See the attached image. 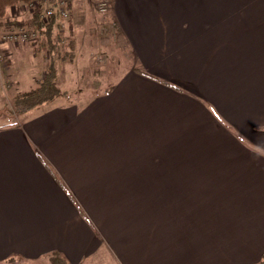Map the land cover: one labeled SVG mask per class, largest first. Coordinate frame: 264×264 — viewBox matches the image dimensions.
I'll return each mask as SVG.
<instances>
[{"label":"crops","instance_id":"1","mask_svg":"<svg viewBox=\"0 0 264 264\" xmlns=\"http://www.w3.org/2000/svg\"><path fill=\"white\" fill-rule=\"evenodd\" d=\"M241 1L253 0H179L171 14L156 7L180 27L147 44L123 20L170 2L115 0L109 16L115 47L120 39L133 53L128 69L113 65L111 47L97 61L84 38L88 15L76 16L70 0L75 58L57 62L69 97L19 122L0 117V264L260 263L264 29L212 23ZM31 14L21 4L8 19ZM3 50L13 88H37L44 51Z\"/></svg>","mask_w":264,"mask_h":264},{"label":"rangeland","instance_id":"2","mask_svg":"<svg viewBox=\"0 0 264 264\" xmlns=\"http://www.w3.org/2000/svg\"><path fill=\"white\" fill-rule=\"evenodd\" d=\"M73 1H75L74 14L76 16H78V14L81 13H86V15H88L87 17L89 20L88 19L87 20L89 22V26L86 29H87V35L88 34L89 35L87 36V38L86 36H84V38L90 40V47L91 45L93 47H97L98 49V52L96 51L97 61L99 60L103 52L108 53V51H106L108 49L107 47H111V49L109 50L110 55L113 56L112 61L115 60L113 65L116 62H119V60H122L123 64L129 66L128 69H130V67H132V65L135 63L130 46L125 44L123 40L120 41L119 39L118 42L119 44H121V46L119 48L115 47L117 38H120V36L117 32L116 26L114 25V23L112 22L109 16V13L113 12L115 0H73ZM160 1H164V0H160ZM168 2L170 3L169 4L162 3L161 5H156V4L149 5L147 7L148 9L141 10L139 14L140 20L137 19L123 20V24L125 28H127L130 31H134L132 37L135 38V40H139L142 43L146 42L147 44H149L152 39L155 41H159L165 34H167V32L173 33L174 30L179 29L180 27L179 20L173 21L170 18L171 16L170 11L172 8L175 9V6H177L175 5V3H179V0H168ZM263 2L264 0H253L250 3H243L241 1L238 4H231V3L224 4L222 10L219 12L218 18L216 20H213L212 23L215 24V27H221V28L264 29ZM193 3L194 2L192 1V3L190 4V8H193ZM104 5L106 7L105 12L102 11ZM156 7L161 8V10L164 11L165 13L167 12L170 13V14H163L167 19H164V21H162L163 19H161V16L158 18L157 15L160 13L161 10L157 8V10L152 11ZM168 7L170 10L169 9L167 10ZM132 8L134 11V4L132 5ZM18 10L12 13L13 14L18 13L19 15L23 13L24 15L23 16L20 15V16L23 18L26 17L25 16L26 12L24 11L20 12ZM145 11L153 13V15H155L154 18L147 19L149 14L146 13ZM176 12H183V10H176ZM134 14H136V12ZM175 14L176 13H174V15ZM176 15L179 16V14ZM257 15H260L261 18L258 19ZM203 17H205L204 13H203ZM66 32L67 31H65L64 33ZM259 38L263 39L264 37H259ZM87 40H85L84 43H86ZM32 43L33 41L27 43H19L15 45L13 44V46L29 45V46H33L35 49L37 46L33 45ZM4 46L5 45H3V47ZM1 51L5 53L3 48L1 49ZM43 56H44L43 58L46 59V61L49 59L48 54L45 51ZM8 65H9V60L7 56L6 67L0 70L1 83L3 85V88L0 86V92L2 96L4 95V98L1 99V104H3L2 105L3 107H1L0 109L1 112L0 117L4 118L5 121L7 120L6 118H9L11 120L19 122L23 120L24 115L15 114L12 107V97L17 91H22L24 89L23 87L13 88L14 83L10 80H7L6 76L9 75V73L7 74ZM92 69L94 71L95 76L97 74L101 76V74L103 73V66H99L98 64L94 63V68ZM93 71L91 73H93ZM109 262L110 264H117V261H115L114 258L110 259Z\"/></svg>","mask_w":264,"mask_h":264},{"label":"trees","instance_id":"3","mask_svg":"<svg viewBox=\"0 0 264 264\" xmlns=\"http://www.w3.org/2000/svg\"><path fill=\"white\" fill-rule=\"evenodd\" d=\"M68 5L72 13V3ZM28 0H0V26L27 27L37 30L39 37L33 41L37 49L44 50L48 54L45 76L39 81L37 88L28 92L15 93L12 97V107L17 115H25L32 110L50 104L61 96L69 97V93L63 91L58 85V61L73 63L75 58V41L70 32L59 30V19L56 15L47 22L40 19L41 9L34 10L31 16L24 20H9L10 9ZM35 48V49H36ZM259 264H264V257Z\"/></svg>","mask_w":264,"mask_h":264},{"label":"built area","instance_id":"4","mask_svg":"<svg viewBox=\"0 0 264 264\" xmlns=\"http://www.w3.org/2000/svg\"><path fill=\"white\" fill-rule=\"evenodd\" d=\"M29 9L34 10L40 8V19L47 22L49 18L56 15L59 19V30L62 32L69 30V22L71 21V11L67 0H28L26 3ZM105 5L102 11L105 12ZM39 37L37 30L27 27L16 26H0V70L6 67L7 55L1 51L3 45L19 44L36 41Z\"/></svg>","mask_w":264,"mask_h":264}]
</instances>
